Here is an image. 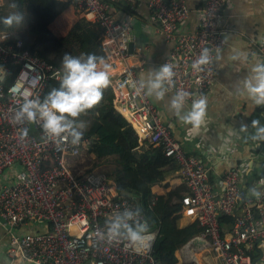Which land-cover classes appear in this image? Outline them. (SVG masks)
Wrapping results in <instances>:
<instances>
[{
	"label": "built area",
	"instance_id": "1",
	"mask_svg": "<svg viewBox=\"0 0 264 264\" xmlns=\"http://www.w3.org/2000/svg\"><path fill=\"white\" fill-rule=\"evenodd\" d=\"M60 1L99 24L106 59L112 66L115 108L131 123L141 142L162 148L179 166L188 190L180 201L183 214L198 222L203 232L176 253L178 264H208V256L214 264H251L250 252L264 239V177L246 187L241 171L231 169L220 178L218 191L203 160L182 148L172 122L162 117L150 96L133 86L140 72L129 62V49L139 40L134 33L138 19L116 20L110 9L117 0ZM202 3L197 28L182 33L180 27L191 14L184 0H148L146 22L171 46L160 65L171 64L175 72L167 92L190 93L187 105L201 95L208 97L215 81L216 59L226 47L227 31L221 23L227 0ZM6 10L0 0V16ZM205 48L210 50L211 63L196 71L192 63ZM257 54L264 62V42ZM62 74L24 49V41L0 23V219L9 227L8 256L30 264H158L153 250L159 230L150 229L143 200L120 193L106 174H80L73 166L91 147L90 140L58 145L39 124L14 121L15 110L24 101L42 99L48 82L60 81ZM21 128L28 131L23 139ZM250 188L261 193L259 199L251 195ZM154 205L155 200L149 209ZM124 209H139L147 228L145 239L135 245L125 239L109 241L106 234V223ZM223 217H231L233 222L224 225ZM195 240L198 245L193 244Z\"/></svg>",
	"mask_w": 264,
	"mask_h": 264
},
{
	"label": "crops",
	"instance_id": "2",
	"mask_svg": "<svg viewBox=\"0 0 264 264\" xmlns=\"http://www.w3.org/2000/svg\"><path fill=\"white\" fill-rule=\"evenodd\" d=\"M134 1L133 14L123 12L116 5L111 7L110 13L118 21L130 17L138 19L134 33L139 40L133 42L129 49V62L141 75L149 69L159 68L168 57L171 46L146 22L148 0ZM184 1L191 14L180 27L182 33L197 28L203 8L202 0ZM80 17L71 7L51 25V30L58 37L65 36ZM221 27L227 31L226 47L216 59V75L207 97V113L198 128L182 123L168 110L166 104L170 102L172 93L167 92L161 101L150 96L162 117L172 122L173 133L182 148L203 160L209 169L211 183L218 191L221 189L220 178L231 169L241 171L246 187L255 185L259 178L264 177V144L262 140L251 139L255 129L250 127L254 112L261 106L235 91L236 82L249 75L256 62H263L257 54V47L264 42V0H227ZM240 53H247L244 65L233 59ZM257 119L264 125V113L256 116ZM242 124L249 125L246 132L240 130ZM8 230L0 221V264H30L13 261L8 256ZM253 253L251 264H264V239L256 244Z\"/></svg>",
	"mask_w": 264,
	"mask_h": 264
},
{
	"label": "trees",
	"instance_id": "3",
	"mask_svg": "<svg viewBox=\"0 0 264 264\" xmlns=\"http://www.w3.org/2000/svg\"><path fill=\"white\" fill-rule=\"evenodd\" d=\"M7 10L0 16L6 17L14 11L24 14V24L7 28L24 41V49L62 70L61 61L65 53L78 56L81 53H95L106 58L103 48V30L99 24L84 17L73 24L67 35L58 37L51 25L71 6L60 0H3ZM15 2L18 8L10 4ZM128 14L134 13L135 6L126 0H117L114 6ZM60 81L50 80L42 99L51 89L59 88ZM115 95L110 85L103 90V99L93 109L82 114L86 129L81 140L92 142L86 154L93 160L116 166L123 176L141 188L123 193L114 175H109L123 195L141 199L143 211L150 229H158L153 256L158 264H178L176 253L203 232L199 223L191 221L183 214L180 203L188 192L179 174V166L174 159L167 158L163 149L148 142H141L131 123L117 111ZM264 113V106L257 108L251 121ZM252 128V127H251ZM253 129V128H252ZM100 174V173H99ZM155 200L152 210L151 202ZM222 223L229 225L231 217H223ZM254 252V251H253ZM250 252L254 258V253Z\"/></svg>",
	"mask_w": 264,
	"mask_h": 264
},
{
	"label": "clouds",
	"instance_id": "4",
	"mask_svg": "<svg viewBox=\"0 0 264 264\" xmlns=\"http://www.w3.org/2000/svg\"><path fill=\"white\" fill-rule=\"evenodd\" d=\"M10 7L16 9L18 5L13 2ZM24 21L25 16L19 11L0 17V23L7 28L20 26ZM233 59L244 65L248 56L247 53H240L233 56ZM211 60L210 50L205 48L193 61L192 68L202 71V66L208 65ZM111 67L105 57L95 53H81L78 56L65 53L61 61L63 74L59 88L51 89L43 99L37 97L24 101L15 110L14 121L20 125L25 122L39 124L45 135L58 145L61 142L78 144L86 129L85 122L79 117L103 99V90L110 85ZM174 76L173 66L165 63L141 74L133 86L143 94L161 101L168 91L166 85L172 83ZM235 91L239 95H246L255 105L264 106V62H256L250 74L236 82ZM190 95L186 91H177L166 106L182 123L198 128L204 122L208 100L201 95L187 107ZM251 127L255 129L251 139L264 140V125L258 119L251 121ZM248 128V124H242L240 130L246 132ZM20 132L21 139L27 137L26 128H21ZM249 192L257 199L261 195L256 188H250ZM106 227L109 241L125 239L134 245L145 239L144 233L147 231L145 223L141 222L139 209H124L108 221Z\"/></svg>",
	"mask_w": 264,
	"mask_h": 264
},
{
	"label": "rangeland",
	"instance_id": "5",
	"mask_svg": "<svg viewBox=\"0 0 264 264\" xmlns=\"http://www.w3.org/2000/svg\"><path fill=\"white\" fill-rule=\"evenodd\" d=\"M73 165V164H72ZM75 169L80 174H106V175H114L116 177V182L123 193H127L130 190H139V192L143 191L139 185L130 180L126 179L120 169H116V166L113 165H106L103 162L96 161L91 159L85 152L80 156L75 162L74 165Z\"/></svg>",
	"mask_w": 264,
	"mask_h": 264
},
{
	"label": "water",
	"instance_id": "6",
	"mask_svg": "<svg viewBox=\"0 0 264 264\" xmlns=\"http://www.w3.org/2000/svg\"><path fill=\"white\" fill-rule=\"evenodd\" d=\"M132 47H133V45L131 44V45H130V49H131ZM0 221H2V223L5 224V220H4V219H0ZM7 228H9V227H7ZM198 242H199L198 240H195V241L193 242V244H194V245H198ZM207 262H208V264H214V263H213V260H212V258H211V256H208V257H207Z\"/></svg>",
	"mask_w": 264,
	"mask_h": 264
}]
</instances>
